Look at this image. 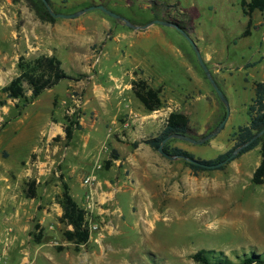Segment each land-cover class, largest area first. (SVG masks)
I'll return each instance as SVG.
<instances>
[{
    "label": "rangeland",
    "instance_id": "rangeland-1",
    "mask_svg": "<svg viewBox=\"0 0 264 264\" xmlns=\"http://www.w3.org/2000/svg\"><path fill=\"white\" fill-rule=\"evenodd\" d=\"M241 1L49 0L55 13L102 5L135 25L156 19L178 24L199 48L227 105L193 43L176 27L133 28L100 8L51 18L43 0H0V126L8 120L0 131V264H199L192 255L201 249L215 250L220 264H241L264 253V183L252 181L260 146L223 168L194 175L184 158H168L144 142L177 111L191 114L194 138L228 119L205 143L172 138L170 146L190 150L198 160L234 145L231 133L250 121L254 82L264 81V10L246 15ZM126 50L123 68L139 66L117 86L108 70L123 69L119 60ZM42 54L57 56L72 77L46 89L17 116L22 101L2 87L19 73L21 56ZM140 78L161 88L163 107H136L141 101L125 89ZM92 79L99 88L112 84L107 97L89 88ZM25 88L30 95L27 83ZM91 108L109 117L128 112L101 126L99 148L86 149L92 124L106 118ZM69 123L75 130L67 141L60 133L65 136ZM110 139L126 144L116 149ZM88 176L94 181L86 183ZM32 180L35 194L28 197ZM65 186L87 210L90 239L79 248L65 237L72 227L61 221Z\"/></svg>",
    "mask_w": 264,
    "mask_h": 264
},
{
    "label": "trees",
    "instance_id": "trees-1",
    "mask_svg": "<svg viewBox=\"0 0 264 264\" xmlns=\"http://www.w3.org/2000/svg\"><path fill=\"white\" fill-rule=\"evenodd\" d=\"M241 5L244 13L249 16L256 9L261 11L264 10V0H242ZM49 15L51 18H54L50 11ZM245 34H248V32L245 31ZM17 65L19 73L13 77L7 85L2 87V90L7 93L9 98L22 101V107L20 104H17V116H20L23 109L31 104L46 89L55 86L62 79L68 77L67 72L62 66V61L55 55L42 54L31 60L25 59V57L21 56ZM25 83L28 84V89L31 91L30 95H27ZM254 89L255 96L248 107V114L250 117L249 123L241 126L237 131L232 132L230 135V139L234 141V145L225 152L220 153L216 158L198 159L199 162L212 164L226 159L235 147L245 143L258 131L264 128V81L254 82ZM132 90L147 110L155 111L163 107L161 88L153 87L147 79L141 78L135 80L132 83ZM20 107L21 109H19ZM7 122L8 120H5L4 123H2L0 131L4 128ZM74 125L75 123H69L64 128L67 141H70L73 138L75 130ZM81 127V124L76 123V129H80ZM190 132H192L190 117L184 112L173 111L169 114L166 125L161 133L155 137L145 139L144 142L158 150L161 142L168 135L177 133L189 135ZM137 144L138 143H135V145ZM257 146H260L261 160L253 174L252 181L256 184H261L264 183V134L245 147L236 158ZM164 150L171 155H183L195 159L194 155L189 150L179 146H170L169 142L165 144ZM186 162L194 175H197L200 171L212 169L187 160ZM111 165L112 159H108L106 161V166L110 167ZM224 166L225 165H222L217 168H223ZM35 184V180L29 182V189L27 190L28 197L34 196ZM60 204L63 209L61 221L66 222L67 225L72 227L64 232L67 240L73 241L77 248L88 243L91 230L87 219V210L71 195L67 186L64 187L60 196ZM36 241H41L40 235L36 236ZM215 254V250L201 249L194 253L192 257L199 264H220ZM254 263H264V253H253V256H248L241 261V264Z\"/></svg>",
    "mask_w": 264,
    "mask_h": 264
},
{
    "label": "water",
    "instance_id": "water-1",
    "mask_svg": "<svg viewBox=\"0 0 264 264\" xmlns=\"http://www.w3.org/2000/svg\"><path fill=\"white\" fill-rule=\"evenodd\" d=\"M43 2L45 3V5L47 6L48 10L50 11V13L54 16V17H64V18H72V17H76L81 15L82 13H84L85 11H88L90 9H94V8H100L102 10H104L106 13H108L109 15L113 16L114 18H116L119 21L124 22L126 25L133 27V28H138V29H144L147 28L149 25L153 24V23H159V24H163V25H168V26H173L178 28L179 30H181L187 37L188 39L193 43L196 53L198 55V59L201 63V65L203 66L209 80L211 81V83L213 84L214 88L216 89V91L218 92L219 96L221 97V99L224 101V103H226L228 105V101L225 97V95L223 94V92L220 90L218 84L216 83L215 79L213 78V75L211 73V71L209 70V68L207 67V65L205 64V61L203 59V57L201 56L200 50L199 48L195 45V43L193 42V40L190 38L189 34L182 28L179 27L178 24L168 21V20H160V19H156L153 20L145 25H135L133 23H131L129 20H127L125 17H123L122 15L116 14L114 12H112L111 10H108L107 8H105L102 5H96V6H92L89 7L87 9L81 10L79 12L73 13V14H61V13H55L52 11L50 4H49V0H43ZM228 119V114L224 117V119L220 122V124L210 133L203 135L200 138H194L191 135H187V134H181V133H177V134H171L168 135L167 137H165L163 139V141L161 142L160 146H159V152L163 153L166 157L171 158V159H175V158H184L187 161L190 162H194V163H198L200 165H202L203 167L206 168H217L219 166L225 165L226 163L232 161L233 159L236 158V156L245 148L247 147L249 144H251L255 139L261 137L264 134V128L261 129L260 131H258L251 139H249L248 141H246L245 143L235 147L232 151V153L224 160L219 161L217 163H212V164H207V163H201L198 160L195 159H191L189 157L183 156V155H171L168 152H166L164 150V146L165 144L172 138H179V139H183L186 141H190L192 143L195 144H202L207 142L208 140H210L212 137H214L215 135H217L225 126L226 122Z\"/></svg>",
    "mask_w": 264,
    "mask_h": 264
},
{
    "label": "crops",
    "instance_id": "crops-1",
    "mask_svg": "<svg viewBox=\"0 0 264 264\" xmlns=\"http://www.w3.org/2000/svg\"><path fill=\"white\" fill-rule=\"evenodd\" d=\"M108 29V28H107ZM110 29H112V28H110ZM109 29V30H110ZM121 34H125V33H121ZM121 35L120 34H118L117 35V38H119ZM95 38H93V35L92 36H88V38L86 39V40H84V42L87 44L89 41H91V40H94ZM128 50V49H127ZM127 50H126V52L124 53V55H123V59H121V60H119V63L121 64V67L123 68V61H124V59H126V57H127V55H130L129 54V52H127ZM63 66V65H62ZM136 66H139V65H132L131 67L129 66V67H126V68H123V69H121V70H118L119 71V73H115V71L114 70H108V73H109V80H111V82H113V84H116L117 86H119V85H122L123 83H124V81H125V79L128 77V72L129 73H132L131 72V68H134V67H136ZM64 68V67H63ZM66 71V70H65ZM67 72V71H66ZM67 74H68V77L67 78H71L72 77V75H70L68 72H67ZM102 75L104 76V80L106 81V75L107 74H105L104 73V70H103V73H102ZM131 77L132 78H134V76L133 75H131ZM141 79V78H140ZM103 80V81H104ZM135 80H137V79H135ZM97 81H99L98 79H96V80H94V79H92L91 81H89L90 83H91V86H89V88H93V90H94V92H95V94L96 95H98V94H100L99 96H102V97H107L108 96V92H109V90L111 89V87H112V84H108L107 86H102L101 88H99L98 86H97ZM134 82V81H133ZM132 82V83H133ZM132 83H130L129 84V90H127V89H125L126 91H131L132 90ZM120 90H124V89H120ZM133 91V90H132ZM37 99V98H36ZM35 99V100H36ZM137 101H133L132 102V104H135ZM131 104V105H132ZM130 105V106H131ZM136 107H139V108H144V106H143V104H141V103H139V102H137V105H136ZM88 110H90V109H88ZM91 110L92 111H94V113H96V114H98L100 117H101V119L102 118H104V117H106L105 118V121L104 122H102V121H99L100 123H93L92 124V127L90 128V132L88 133V135H87V138H86V145H88V146H86V149H88L90 146H92V147H95V148H99L100 147V145H101V143H102V138H100V137H98L97 136V131H99V130H101V126H106L105 125V122H107V121H111V122H113V123H115L116 122V118H117V116L118 115H120V114H123V113H126V112H128L127 110V108L126 109H124V110H122V111H120V112H118V113H116V114H114L113 116H106V115H102V114H100L98 111H95V110H93L92 108H91ZM189 117L191 116V114L190 113H186ZM37 116H41L40 114H36ZM211 122L213 123L212 125H214L216 122H217V119L215 118V119H212L211 120ZM193 123V120H191V117H190V124H192ZM40 126V125H39ZM47 126V125H46ZM45 126V127H46ZM44 127V128H45ZM165 127V126H164ZM163 127V128H164ZM210 126H208L207 125V127H205V129H208ZM44 128H40L39 127V129L41 130V131H43V129ZM106 128V127H105ZM163 130V129H162ZM161 130V131H162ZM161 133V132H160ZM159 133V134H160ZM158 134V135H159ZM60 135H61V137L62 138H64L65 136L63 135V134H61L60 133ZM155 137V136H154ZM107 138V135H106V137H105V139ZM89 139H90V141H89ZM110 141V144H112L116 149H119V148H121V146L123 145V144H126V143H124V142H120V141H117V140H115L114 142H112L113 140H109ZM112 142V143H111ZM90 143V144H89ZM94 145V146H93ZM86 149L84 150V151H86ZM94 149V148H93ZM32 150H34V149H32ZM187 150V149H186ZM190 151V150H189ZM190 152H192V151H190ZM218 156V155H217ZM216 156V157H217ZM215 157V158H216ZM110 159V158H109ZM213 159V158H212ZM132 163H133V161H132Z\"/></svg>",
    "mask_w": 264,
    "mask_h": 264
},
{
    "label": "built area",
    "instance_id": "built-area-1",
    "mask_svg": "<svg viewBox=\"0 0 264 264\" xmlns=\"http://www.w3.org/2000/svg\"><path fill=\"white\" fill-rule=\"evenodd\" d=\"M84 181H85L86 183H90V182L94 181V177L88 176V177L85 178ZM94 228H96V226H94Z\"/></svg>",
    "mask_w": 264,
    "mask_h": 264
}]
</instances>
